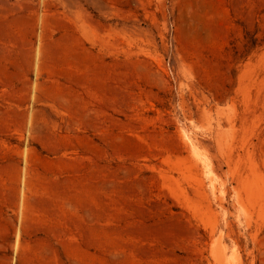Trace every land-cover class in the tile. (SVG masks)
<instances>
[{"label":"rangeland","instance_id":"374dc122","mask_svg":"<svg viewBox=\"0 0 264 264\" xmlns=\"http://www.w3.org/2000/svg\"><path fill=\"white\" fill-rule=\"evenodd\" d=\"M0 264H264V0H0Z\"/></svg>","mask_w":264,"mask_h":264}]
</instances>
